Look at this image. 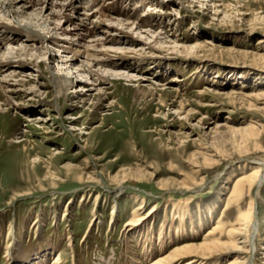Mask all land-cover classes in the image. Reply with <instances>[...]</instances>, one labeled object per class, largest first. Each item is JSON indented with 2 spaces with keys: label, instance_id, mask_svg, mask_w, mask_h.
I'll return each instance as SVG.
<instances>
[{
  "label": "rangeland",
  "instance_id": "374dc122",
  "mask_svg": "<svg viewBox=\"0 0 264 264\" xmlns=\"http://www.w3.org/2000/svg\"><path fill=\"white\" fill-rule=\"evenodd\" d=\"M154 1L123 4L152 23L141 31L106 13L141 47L118 57L120 46L101 49L100 36H88L79 48L129 60L131 70L97 66L83 75L77 66L88 52L70 67L63 58L74 51L48 45L23 49L35 57L24 56L33 64L19 79L0 77V264H186L163 260L203 242L219 222L234 226L252 202L253 247L206 264H264V178L238 203L230 199L235 183L264 163V0ZM56 19L47 21L61 35L57 24L66 22ZM0 23L22 26L3 13ZM3 44L7 58L27 43ZM120 71L134 81L119 80ZM82 76L86 90L54 85ZM150 212L139 228L129 225Z\"/></svg>",
  "mask_w": 264,
  "mask_h": 264
},
{
  "label": "bare ground",
  "instance_id": "6f19581e",
  "mask_svg": "<svg viewBox=\"0 0 264 264\" xmlns=\"http://www.w3.org/2000/svg\"><path fill=\"white\" fill-rule=\"evenodd\" d=\"M128 1L129 2L133 1L134 3L135 2L138 3V0H91L90 4L88 1L85 2L83 0H0V14L3 13V15H5L6 17L8 16L9 19H11V21L16 23V25L18 26L20 25V23L22 24V26L19 27L21 29H17L14 28L13 26L11 27L6 26L5 23L4 24L0 23L1 47L2 45L4 46L3 44L4 42L5 43L21 42L22 44L27 43L23 45L21 48H18L17 49L18 52H15L14 56L7 58H4V56L0 57V77L2 79H5L6 77H7L6 79L15 78L16 76L17 77L20 76L18 74L21 71L25 72L26 71L25 69L29 70L31 68L30 64H33V62L24 60L23 58L24 56L30 58L33 57L34 55L29 54L28 52H23L24 48L29 47L31 50L33 47L44 48L48 45H52V47L61 49L63 51L61 53L71 54V52L74 51L73 53H75V56L71 57L70 59L69 57L63 58V60H65L64 63L66 66H70L69 62H71V60H73L74 62V63L71 62V65L75 63L76 65H78L77 63H79L81 59H85V54H87L88 52L89 53L88 56L92 58L87 57V62H85L86 64L82 63L81 65L77 66L80 67V69H78V72H81L83 75L85 74L88 75V72L90 71L94 73V70L91 67L96 68L97 66L98 68L101 69H103L104 66H109V67L116 66V67H122L125 70L127 69L129 70L130 68H132L130 65V63L132 62L128 63L129 60L121 59V58L116 59L113 57L110 58L108 55L105 57L104 51L103 52L94 51V54H90L92 52H89L90 51L89 48L86 49L85 54L84 53L82 54L79 51L81 44L85 43L88 36L89 37L93 36L95 38L100 36V38L98 37V40H94V41H97L98 43L102 42L101 46H99L100 48L102 47L101 49L108 48L106 44H109L110 46L113 45L114 46L118 45V47L120 46L119 48L114 49L116 51V52L114 51V53L116 54L119 52V50L121 51L118 53L119 55L118 57H120V54H126L128 51L134 49L137 45L139 47L142 46V44H140V41L138 39H132V37L130 36L128 37L127 33L121 31L119 27L116 29L114 26L110 25V23H114V22L113 20H110V18L106 14L113 12V13H117L118 15L119 14L123 15V19H125L124 21H126L128 24H125L124 21H119L117 24L121 26H125L130 29L136 27L135 30L141 31V29H143L144 26L152 25V23L150 24V21L148 19L141 18L140 16L137 17L138 14L130 13L128 9L122 8L121 5H119V3H126ZM156 1L157 0H155L154 2ZM216 1L220 2L223 0H216ZM156 3L160 5L158 1ZM55 8L56 9L59 8V12L58 10L55 11ZM29 9H33L36 11L39 10V12L35 14L26 13V11L27 10L29 11ZM47 9L50 11L49 14H47L48 12ZM86 10L97 11L99 17L102 18L103 15L104 21L106 19L108 20H106V23L95 21L93 18H95L96 15L91 14ZM52 14L53 16L55 15L57 21L64 19L66 22V24L64 23L62 25L61 23L62 21H59L60 23L57 24L58 30L60 29L61 35H58L59 33L56 32L57 28L52 31L51 25L49 24L51 22L47 21L48 16H52ZM26 15L27 18L25 17ZM46 15L48 16L45 17ZM26 19L28 20V22L32 20L31 23L28 22L25 23V21L23 20ZM155 23L157 22L155 21ZM61 25L62 27L59 28V26ZM37 29H40V31L39 32L36 31ZM74 37H77L78 39L75 40ZM158 44L165 45V43L161 41H158ZM166 44L168 43L166 42ZM123 50H125V52ZM38 53L41 55H45L44 53H42V51H39ZM99 53H102L103 55ZM49 63L50 62H48V64ZM66 71L68 73L70 72L68 70ZM70 73L74 74L73 72ZM117 74L119 76L118 77L119 80L125 79L129 82L130 81L132 82L134 81L133 79H135L133 77H130L129 73L125 74V72L122 73L120 71V73ZM96 75L97 78L99 77V82H101V84L104 85V81L108 78L102 76V74L96 73ZM83 78L84 76H82V78L79 77L78 79H75L76 82H71L73 78L71 79L69 78V80L65 78L67 80H64L63 77L61 80L57 79L58 81L56 80V82H54V85L57 86L58 89L60 88L61 90H66V86L68 89L72 88L71 91H73L75 88H82L86 90L85 87L88 84L86 81L82 80ZM17 79H19V77ZM1 81L2 80L0 79V82ZM252 133L256 135L257 139L260 140L262 138V135L259 131L256 132L254 131ZM134 173L132 172L130 177L131 179H137L136 178L137 176ZM119 176L115 178V181L122 184L123 181ZM77 178L81 181L85 179V177H83L80 174L77 175ZM124 178L125 176L123 175V179ZM263 178H264V163L261 169H254V171H252L248 177H243L235 183L230 199H232L235 202L237 201L238 203V201H241L243 199V197L245 196V194H247V192H251V191L253 192V190H257L260 187V185L263 183ZM89 179H91V177ZM161 186L165 187V185L163 184ZM181 188L186 189L188 188V186L183 185L181 186ZM143 208L144 206L141 209ZM152 212H150L146 217H142L141 215L136 214L137 213L136 212L134 219L130 221L131 223L129 225L131 227L133 226L139 228V226H142L143 222L146 221L151 216ZM256 231L257 230L255 223V205L252 202L250 204V209L239 216L234 226L231 225L230 227H226V225L219 222L218 225H215L213 229L210 232H208L209 234L205 236L203 242L199 244H190V245L188 244L180 248H175L174 250H172V252H170L168 256H166L167 258L163 261L165 262L166 260H168L171 262L172 261L183 262L182 261L183 259L185 260L189 259L186 264H206L217 258L220 255V253H224L225 251H230V249L232 248L233 250H236V248L238 250L252 248L254 245L252 237L255 236ZM224 238H226L227 240L229 239L232 240V243H234L235 245H233L232 247L228 246L227 245L228 242H225L223 240ZM166 243H167L166 235H161L160 236L161 249L164 250L165 248L164 246L166 245ZM8 256L9 258L11 257V253L9 251H8ZM62 263H63L62 259L56 258V262L54 264H62ZM228 264H253V263L250 260H239L238 257L236 258V260L228 262Z\"/></svg>",
  "mask_w": 264,
  "mask_h": 264
}]
</instances>
